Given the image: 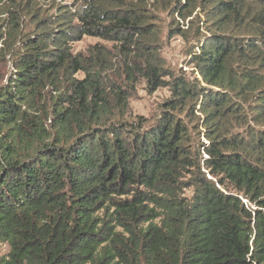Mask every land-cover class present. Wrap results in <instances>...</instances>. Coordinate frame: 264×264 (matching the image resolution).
<instances>
[{"label": "trees", "instance_id": "obj_1", "mask_svg": "<svg viewBox=\"0 0 264 264\" xmlns=\"http://www.w3.org/2000/svg\"><path fill=\"white\" fill-rule=\"evenodd\" d=\"M0 57V264H264V0H0Z\"/></svg>", "mask_w": 264, "mask_h": 264}, {"label": "rangeland", "instance_id": "obj_2", "mask_svg": "<svg viewBox=\"0 0 264 264\" xmlns=\"http://www.w3.org/2000/svg\"><path fill=\"white\" fill-rule=\"evenodd\" d=\"M61 1L71 2L72 0ZM94 46L110 48L111 43L96 37L85 35L72 44V51L74 53L87 55ZM188 49L189 47L187 46V43L183 41L180 36H169L163 40L161 55L164 58L166 65L171 70L175 72H180L182 70L191 75L192 66L188 61ZM9 69H11V67L7 58L4 59L0 57V85L4 83ZM76 76L80 79L83 77V74L80 72L76 74ZM108 76L110 82L114 81L124 85L123 76L116 77L115 75L110 74H108ZM123 94L127 97L125 112L130 119L136 116H141L148 120H153L158 116L160 105L169 97L170 91L167 85L155 89H149L143 79L137 78L132 86L124 89ZM185 193L188 195L189 191H186ZM251 206L254 207L253 205ZM7 251L8 245L4 242H0V256L5 255Z\"/></svg>", "mask_w": 264, "mask_h": 264}]
</instances>
